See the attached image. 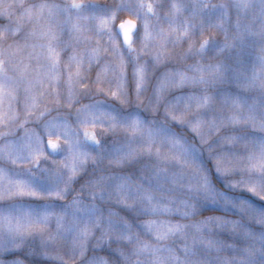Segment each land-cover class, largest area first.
I'll use <instances>...</instances> for the list:
<instances>
[{
	"label": "snow or ice",
	"instance_id": "6c2138e0",
	"mask_svg": "<svg viewBox=\"0 0 264 264\" xmlns=\"http://www.w3.org/2000/svg\"><path fill=\"white\" fill-rule=\"evenodd\" d=\"M0 264H264V0H0Z\"/></svg>",
	"mask_w": 264,
	"mask_h": 264
},
{
	"label": "trees",
	"instance_id": "16d2710c",
	"mask_svg": "<svg viewBox=\"0 0 264 264\" xmlns=\"http://www.w3.org/2000/svg\"><path fill=\"white\" fill-rule=\"evenodd\" d=\"M57 2H59V0H57ZM95 2H97V3H103L104 0H95ZM212 2L213 3H217V2H219V0H212ZM220 39H222V37Z\"/></svg>",
	"mask_w": 264,
	"mask_h": 264
}]
</instances>
